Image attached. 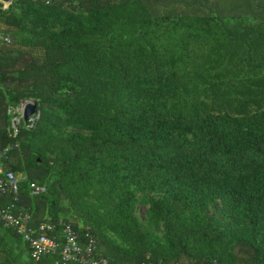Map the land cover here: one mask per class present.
Masks as SVG:
<instances>
[{
    "label": "trees",
    "instance_id": "1",
    "mask_svg": "<svg viewBox=\"0 0 264 264\" xmlns=\"http://www.w3.org/2000/svg\"><path fill=\"white\" fill-rule=\"evenodd\" d=\"M208 1L0 2V22L46 54L40 63L0 40V152L13 146L1 162L26 173L33 226L89 232L110 264H264V13L249 6L248 24ZM29 98L40 120L14 140L8 107ZM66 126L90 133L54 131ZM33 183L47 193L32 196ZM136 190L162 195L148 212L163 238L134 216ZM218 200L230 233L204 214ZM72 206L87 227L61 219ZM58 260L35 262L0 225V264Z\"/></svg>",
    "mask_w": 264,
    "mask_h": 264
},
{
    "label": "built area",
    "instance_id": "2",
    "mask_svg": "<svg viewBox=\"0 0 264 264\" xmlns=\"http://www.w3.org/2000/svg\"><path fill=\"white\" fill-rule=\"evenodd\" d=\"M7 8L13 0H0ZM0 40L5 44H11L12 39L0 33ZM10 125L9 136L17 140L22 128L33 129L41 117L36 100L29 98L19 104H10L8 107ZM18 142L16 143V146ZM13 146L9 145L0 152V198L8 196L9 201L3 203L0 199V225L14 229L20 235L31 250L35 262L43 260L50 255L59 254L60 260L56 264L70 262L78 264H110L108 258L97 256L96 249L98 240L91 233L84 236L77 233L70 223H61L58 231L55 223L44 222L37 226L31 224L32 214L20 205L21 183L25 179L18 177L13 171L6 170L2 160ZM31 195L40 196L47 193V187L31 184Z\"/></svg>",
    "mask_w": 264,
    "mask_h": 264
},
{
    "label": "rangeland",
    "instance_id": "3",
    "mask_svg": "<svg viewBox=\"0 0 264 264\" xmlns=\"http://www.w3.org/2000/svg\"><path fill=\"white\" fill-rule=\"evenodd\" d=\"M209 3H213V11L217 13H221L223 10H228L229 14L235 15V14H242L244 16H247L246 22L248 24H254L257 22V16L264 13V0H257L255 2H252V0H210ZM240 4L241 7H239L237 4ZM251 6L256 8L255 12L247 8ZM242 8V9H239ZM70 9V8H68ZM71 10V9H70ZM214 12V13H215ZM251 12H254L257 16H252ZM79 13V12H78ZM226 23L233 24L237 21L236 18L233 17H225L224 19ZM6 32V33H5ZM0 33L2 35H6L12 39L11 44L8 47L13 49H19L23 51L30 52L38 62H43L45 60V48L43 46H36V47H30V46H24L22 44V38L23 35L18 32L16 28H12L11 26H8L2 22H0ZM41 40V39H40ZM1 42V41H0ZM2 43V42H1ZM4 43V42H3ZM206 50L205 52H207ZM49 108V107H48ZM53 109V108H52ZM66 115V114H65ZM57 131L60 134L68 135L72 132H82L84 134H89L90 132L87 130H79L72 126H66ZM49 157L51 160H54L56 155L50 154ZM19 177L21 179H26V173L19 174ZM134 189V188H132ZM136 196V202L133 206V214L134 216L139 220L143 228H153L155 232L163 238L165 235L163 227L161 228H155L150 224V218H149V208L151 206V202L159 199L162 195L157 192H153L150 190H136L135 191ZM90 200L95 201L94 198H90ZM223 206V202L221 200H218L215 204H211L207 207H203L204 214L207 216L208 220L214 221L219 228L222 230H225L227 233L232 232L231 227L228 223V220L223 217L221 212L219 211V207ZM68 217H76L79 223L80 227H87L85 224V214L78 209L77 207H70L68 213H61V219H67ZM224 262L228 264V260L224 257ZM214 264H219L218 258L214 259Z\"/></svg>",
    "mask_w": 264,
    "mask_h": 264
},
{
    "label": "crops",
    "instance_id": "4",
    "mask_svg": "<svg viewBox=\"0 0 264 264\" xmlns=\"http://www.w3.org/2000/svg\"><path fill=\"white\" fill-rule=\"evenodd\" d=\"M29 257H30V253H29V251L25 252L24 258H26V259L28 260Z\"/></svg>",
    "mask_w": 264,
    "mask_h": 264
}]
</instances>
